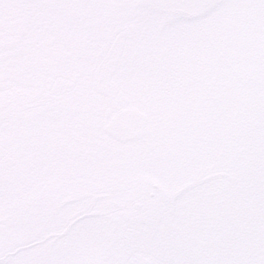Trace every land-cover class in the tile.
I'll use <instances>...</instances> for the list:
<instances>
[{"label": "rangeland", "instance_id": "rangeland-1", "mask_svg": "<svg viewBox=\"0 0 264 264\" xmlns=\"http://www.w3.org/2000/svg\"><path fill=\"white\" fill-rule=\"evenodd\" d=\"M0 264H264V0H0Z\"/></svg>", "mask_w": 264, "mask_h": 264}]
</instances>
